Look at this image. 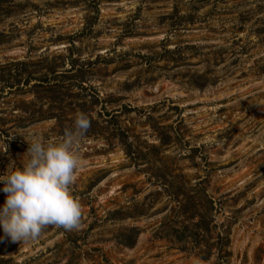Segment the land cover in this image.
<instances>
[{
    "label": "rangeland",
    "instance_id": "obj_1",
    "mask_svg": "<svg viewBox=\"0 0 264 264\" xmlns=\"http://www.w3.org/2000/svg\"><path fill=\"white\" fill-rule=\"evenodd\" d=\"M81 113L80 227L0 264H264V0H0V175Z\"/></svg>",
    "mask_w": 264,
    "mask_h": 264
},
{
    "label": "clouds",
    "instance_id": "obj_2",
    "mask_svg": "<svg viewBox=\"0 0 264 264\" xmlns=\"http://www.w3.org/2000/svg\"><path fill=\"white\" fill-rule=\"evenodd\" d=\"M90 127L85 114H77L72 129H66L57 142L45 143L38 138L28 143L21 166L0 175L6 194L0 206V229L12 242L37 239L46 226L66 231L78 229L82 207L70 191L76 172L83 161L76 150L80 138Z\"/></svg>",
    "mask_w": 264,
    "mask_h": 264
}]
</instances>
